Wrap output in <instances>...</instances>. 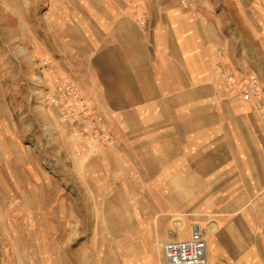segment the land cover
I'll use <instances>...</instances> for the list:
<instances>
[{
  "label": "crops",
  "instance_id": "0c3cea01",
  "mask_svg": "<svg viewBox=\"0 0 264 264\" xmlns=\"http://www.w3.org/2000/svg\"><path fill=\"white\" fill-rule=\"evenodd\" d=\"M127 6L81 19L71 45L88 52L85 92L116 139V166L106 157L92 170L129 171L120 180L129 200L143 201L144 187L162 219L180 222L169 220L161 236L141 212L129 229L99 226L82 264H161L158 240L171 230L188 237L183 223L206 237L209 264H264V116L242 84L228 87L224 38L200 11L168 6L141 27ZM243 14L264 103V0Z\"/></svg>",
  "mask_w": 264,
  "mask_h": 264
},
{
  "label": "rangeland",
  "instance_id": "374dc122",
  "mask_svg": "<svg viewBox=\"0 0 264 264\" xmlns=\"http://www.w3.org/2000/svg\"><path fill=\"white\" fill-rule=\"evenodd\" d=\"M121 2L0 0V264H48L53 258L82 264L89 252L83 247L103 236L99 226L129 229L139 212L160 236L169 220L180 222L177 215L162 219L160 203L145 200L144 187L143 201L129 200L120 184L129 171L92 170L106 157L114 165L116 139L85 92L88 52L71 45L81 19L95 11L114 14ZM124 2L138 23L161 16L168 6L200 11L210 19L211 34L225 40L228 71L243 78L253 71L262 81L241 23L253 0ZM147 21L139 25L147 27ZM166 241L158 240L162 249Z\"/></svg>",
  "mask_w": 264,
  "mask_h": 264
},
{
  "label": "built area",
  "instance_id": "2783aa9c",
  "mask_svg": "<svg viewBox=\"0 0 264 264\" xmlns=\"http://www.w3.org/2000/svg\"><path fill=\"white\" fill-rule=\"evenodd\" d=\"M144 24V20L141 21ZM228 87L242 84L241 95L245 101L253 103V105L264 116V103L261 98L262 87L256 73L251 71L243 78L236 73H227L225 76ZM104 117H100V120ZM103 128V130L105 131ZM106 134V131H105ZM169 238L163 244L164 264H209L208 245L204 234L200 229H193L189 237L180 238L178 232L173 230L169 232Z\"/></svg>",
  "mask_w": 264,
  "mask_h": 264
},
{
  "label": "bare ground",
  "instance_id": "6f19581e",
  "mask_svg": "<svg viewBox=\"0 0 264 264\" xmlns=\"http://www.w3.org/2000/svg\"><path fill=\"white\" fill-rule=\"evenodd\" d=\"M136 215H139V214L137 213ZM177 226L179 227L178 230L181 231V230H182V224H181V223H178ZM214 226H215V225H214ZM214 226H211V227H213V229H214V228H215ZM205 227H206V226H205ZM211 227H210V228H211ZM76 228H77V227H76ZM183 229H184V232H185V233H187V234L190 233V231H189V227L187 226V224L183 223ZM210 230H211V229H210ZM209 233H211V232L209 231V232H207V234H205V235L207 236V239H208V237H209ZM187 234H186V235H187ZM212 234H213V233H212ZM179 237L182 238V236H179ZM205 238H206V237H205ZM209 238H210V237H209ZM212 238H213V237H212ZM209 248H210V247H209ZM159 253H160L159 255L162 257V253H161V251H160ZM211 254H212V253H211ZM210 256H211V255H210ZM161 257H160V258H161ZM162 258H163V257H162ZM161 264H164V261H163V260L161 261Z\"/></svg>",
  "mask_w": 264,
  "mask_h": 264
},
{
  "label": "water",
  "instance_id": "95a60500",
  "mask_svg": "<svg viewBox=\"0 0 264 264\" xmlns=\"http://www.w3.org/2000/svg\"><path fill=\"white\" fill-rule=\"evenodd\" d=\"M196 229H198V228H196Z\"/></svg>",
  "mask_w": 264,
  "mask_h": 264
}]
</instances>
